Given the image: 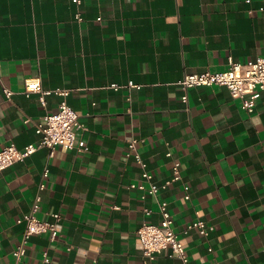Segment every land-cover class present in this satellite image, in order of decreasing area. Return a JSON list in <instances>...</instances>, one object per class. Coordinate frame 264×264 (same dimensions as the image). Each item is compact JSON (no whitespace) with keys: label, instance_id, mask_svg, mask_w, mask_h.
Instances as JSON below:
<instances>
[{"label":"crops","instance_id":"obj_1","mask_svg":"<svg viewBox=\"0 0 264 264\" xmlns=\"http://www.w3.org/2000/svg\"><path fill=\"white\" fill-rule=\"evenodd\" d=\"M230 56H264V0H0V145L37 142V123L65 98L26 93L31 76L70 89L90 145L45 146L0 171V264H184L144 255L139 229L161 222L164 199L191 264H264V90L249 111L226 85L192 87L185 102L179 84L228 69ZM133 137L146 166L128 153ZM177 160L182 176L164 186ZM40 192L38 216L62 212V235L34 234L18 260ZM198 217L216 228H190Z\"/></svg>","mask_w":264,"mask_h":264},{"label":"built area","instance_id":"obj_2","mask_svg":"<svg viewBox=\"0 0 264 264\" xmlns=\"http://www.w3.org/2000/svg\"><path fill=\"white\" fill-rule=\"evenodd\" d=\"M81 2L82 0H75ZM77 17L82 19V13L79 11ZM230 66L226 70H205L201 72H188L180 80L179 84L183 89V100L189 102V91L192 87L199 85H226L233 95L243 97L245 107L249 111H254L257 100L264 90V56H259L256 60L244 63L236 60L233 56L229 58ZM129 86H141L140 84L130 81ZM112 86L119 89L124 84L113 82ZM57 92L65 98L60 103L58 110L47 114L44 121L37 123V132L40 138L37 142L28 144L25 147H19L16 143L0 145V171L7 169L12 164L25 160L29 155L36 152L42 147H50L52 154L58 146L87 151L90 149L85 132L89 126L82 120L81 114L70 104L67 99L70 89L58 87L54 90L45 89L40 76H31L26 79L25 92L41 93V100L47 103V94ZM9 97L14 93L10 87H6ZM26 120H30L27 118ZM140 138L133 137L129 142L128 153L134 155L135 158L143 165H147L145 159L139 150ZM182 162L177 160L174 165L175 176L168 179L164 186H168L174 180L180 179L182 176ZM49 169L46 170V174ZM146 178H152L153 174L148 169L144 170ZM47 183L41 184V190L46 187ZM131 187H140L151 193L159 191L160 186L153 184L148 186L145 183L133 182ZM190 194H187V198ZM42 193H38L31 212L24 215L26 220V228L21 243L15 249V255L18 260L28 251V242L34 234L48 233L52 240H57L61 235L59 222L63 218L60 211L53 213L54 219L40 218L37 212L41 208ZM168 200H161L160 207L163 213L161 222L145 221L139 229V235L143 242V251L146 258L155 260L162 252L168 250L174 256L181 258L184 264H191L186 243L179 232L175 229V217L170 209ZM148 211H151L148 209ZM200 213V212H199ZM190 228L198 229L202 234L208 235L213 231L215 224L209 223L206 219L198 217L191 224ZM45 261L50 262L49 251H45Z\"/></svg>","mask_w":264,"mask_h":264}]
</instances>
